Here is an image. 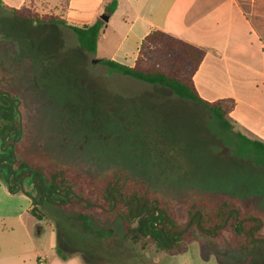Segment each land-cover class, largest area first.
<instances>
[{"label":"rangeland","instance_id":"obj_1","mask_svg":"<svg viewBox=\"0 0 264 264\" xmlns=\"http://www.w3.org/2000/svg\"><path fill=\"white\" fill-rule=\"evenodd\" d=\"M234 1L261 47L251 81L264 115V0ZM10 14L0 9V90L17 104L8 123L1 107L9 102L0 96V161L15 156L13 170L25 176V192L36 184L30 169L64 172L71 190L102 186L122 171L144 181L160 202L172 203L182 221L186 204L204 196L236 198L264 218V166L235 154L233 134L253 136L220 125L205 108L164 88L108 71L69 31ZM245 108L238 103V111ZM27 206L22 192L11 193L0 180V252L25 247L26 229L46 264H264V245L241 251L225 233L216 239L195 231L179 253L134 243L124 238L119 217L86 211L84 218L68 199L65 205L37 200L45 230L38 236Z\"/></svg>","mask_w":264,"mask_h":264},{"label":"trees","instance_id":"obj_2","mask_svg":"<svg viewBox=\"0 0 264 264\" xmlns=\"http://www.w3.org/2000/svg\"><path fill=\"white\" fill-rule=\"evenodd\" d=\"M114 8L115 2H112L106 7V11L111 13ZM6 10L32 22L56 24L70 29L78 46L89 53L95 52L99 32L104 23L102 19H97L92 25L74 27L67 26L65 21L57 16L38 18L30 9L6 8ZM204 55V50L199 47L163 32L154 31L142 40L133 66L120 64L113 60L100 59L98 62L111 72L164 88L179 99L200 105L208 110L220 125L231 129L232 125L228 122L227 115L234 109L235 101L232 98L205 101L194 87L193 76ZM2 98L9 102L8 108L1 107L4 110L2 116L9 123L13 115H16L14 109L16 104L8 98ZM8 127H4V135ZM233 135L236 139V156L248 159L254 165L264 166V142L247 138L238 131ZM26 168L30 169V167ZM30 170L32 172L30 181L34 182L35 179H39L40 182L37 183L39 190L42 192L41 183L46 190V196L42 193L39 195L34 183L26 190L27 195L31 194L34 197L30 213L37 220H41V216L35 213L37 200L41 201L42 197H45L43 203L64 202L65 198L57 190L66 188V185L72 184V181L67 180L68 175L62 171L54 170L46 175L45 172L36 168ZM7 175L8 170L0 165V180L6 183ZM7 186L10 192L16 191V185L13 183ZM72 190L76 196L72 195L69 190L64 195L68 203L76 204L83 210L81 214L84 218H88L85 216L89 214L85 213L86 211L93 215L97 213L115 215L124 224V238L134 243L140 240L149 241L159 250L179 253L182 250L181 242L195 237L194 232L196 231L206 236L214 233L216 239H220L225 233L228 243L238 247L241 251L264 245V218L259 217L258 219L252 209L246 205L244 208L239 207L240 200L236 198L194 197L192 202L186 204L184 210L186 219L182 221L172 203L160 202L144 181L130 177L122 171L114 173L112 178L102 186L92 187L91 185L85 190L73 188ZM80 198L96 206L87 204ZM146 199L149 202L157 201L158 205L154 209L146 208ZM136 203L138 206L135 209ZM140 204H143L141 210L139 209ZM153 210L154 213H152ZM188 222V231L182 232ZM58 253L61 254L60 251Z\"/></svg>","mask_w":264,"mask_h":264},{"label":"crops","instance_id":"obj_3","mask_svg":"<svg viewBox=\"0 0 264 264\" xmlns=\"http://www.w3.org/2000/svg\"><path fill=\"white\" fill-rule=\"evenodd\" d=\"M112 2L115 8L108 13L106 7ZM6 8L32 9L39 15L57 16L67 26L74 27L92 25L106 16L96 50L91 54L98 60H113L127 66L134 65L142 40L154 31L201 48L205 55L193 76L198 95L209 102L232 98L236 105L227 115L229 123L254 137L240 132L247 138L264 142V115L256 100L258 85L251 81L261 47L256 44L250 24L234 0H0V9L9 17L11 14ZM50 29L69 31L77 44L70 29L56 24H51ZM241 92L248 96L242 99ZM240 102L246 107L243 111H238ZM22 194L28 199L30 213L33 199ZM34 218V231L43 236V223ZM24 233L25 247L0 252V264H39V260L46 264L45 257L31 243L29 231L25 229Z\"/></svg>","mask_w":264,"mask_h":264},{"label":"water","instance_id":"obj_4","mask_svg":"<svg viewBox=\"0 0 264 264\" xmlns=\"http://www.w3.org/2000/svg\"><path fill=\"white\" fill-rule=\"evenodd\" d=\"M100 19H102L103 21H105L107 18H106V16H101ZM97 61H98V60H97ZM8 97H9V95H8ZM14 101H15V100H14ZM16 135H17V133L15 132L14 136H16ZM13 143H14V142H13ZM13 143H12L11 145H9V147H10L11 150H13V148H14ZM10 163H12V164L15 163V156H14V155H13V157H12ZM1 165H2V166H8V165H3V164H1ZM9 169H10V173L8 174L7 179H6V183H7V184H10V182H9V177H10V174L12 173V171H13V170H12V167H9ZM28 175L30 176V175H31V172H28ZM24 178H25V176H17V177H15V178H13L12 183L16 185V191H15V192L26 193L25 190H24V188H23V180H24ZM17 180H18V182H17ZM38 181L40 182L39 179H36V183H37ZM41 186H42V188L44 189V186L42 185V183H41ZM8 189H9V186H8ZM65 190H69V192H70L71 194H74V196H76L75 193L72 192L70 186H68V187H66V188H63V189L59 190V193H62V192L65 191ZM28 196H29L30 198L34 199V197H33L31 194H28ZM80 200H81V201H84V202L87 203V204L93 205V204L89 203L88 201H85V200H83V199H81V198H80ZM148 201H149V200L146 199V200H145V203L147 204ZM43 202H44V198L42 197L40 203H43ZM66 203H67V199H65V201H64L63 203H62V202H60V203L57 202L56 204H57V205H65ZM151 205H152V208L154 209V207L157 206L158 203H157L156 201H151ZM93 206H95V205H93ZM137 206H138V203H136V207H135V209L137 208ZM140 207H142V205H141ZM152 213H154V210L152 211ZM236 218H237V215H236ZM260 224H261V223H260ZM188 225H189V222H188V224L186 225L185 229H184L182 232H185V230L188 228ZM222 227H223V226H222Z\"/></svg>","mask_w":264,"mask_h":264},{"label":"flooded vegetation","instance_id":"obj_5","mask_svg":"<svg viewBox=\"0 0 264 264\" xmlns=\"http://www.w3.org/2000/svg\"><path fill=\"white\" fill-rule=\"evenodd\" d=\"M34 25H35V23H34ZM1 72H3V73H5V74H8L9 72H10V70H8V69H1ZM8 93H7V91L6 90H0V96L1 97H5V98H8L12 103H15V104H17V101L15 100V99H12L11 97H10V95H9V97H8ZM15 100V101H14ZM4 108V107H3ZM9 129V128H8ZM16 132V131H15ZM15 132H12V134L14 135L15 134ZM17 133V132H16ZM12 144V143H11ZM10 144V145H11ZM10 148V147H9ZM11 159L12 158H5V159H1V161H0V165L1 164H3V165H8V166H3V168H5V169H7L8 170V174L10 173V169H9V167H12V170L14 169V163L12 164V163H10V161H11ZM17 174L16 173H14V170L12 171V173L10 174V177H9V182L10 183H12V180H13V178H15V177H17L16 176ZM8 176V175H7ZM25 180V179H24ZM24 180H23V182H24ZM17 182H18V180H17ZM38 183V182H37ZM37 183L35 184L36 185V187H37V190H38V193H39V195L42 193V194H44L45 196H46V190H45V188L43 189L42 188V192L39 190V185H37ZM15 185V184H14ZM34 190V189H33ZM59 190H61V189H58L57 191H58V193H59ZM68 190H65V191H63L62 193H59V194H61L64 198H66V196L64 195V193L65 192H67ZM44 198V201H45V197H43ZM54 203H57V201H54ZM58 203H60V202H58ZM63 203V202H62ZM146 204V203H145ZM142 205V207H143V204H140V206ZM139 206V207H140ZM142 207H140L139 209L141 210L142 209ZM149 207H151L152 208V205H151V202H149L148 201V203L146 204V208H149ZM153 209V208H152Z\"/></svg>","mask_w":264,"mask_h":264},{"label":"built area","instance_id":"obj_6","mask_svg":"<svg viewBox=\"0 0 264 264\" xmlns=\"http://www.w3.org/2000/svg\"><path fill=\"white\" fill-rule=\"evenodd\" d=\"M39 264H45L44 260H39Z\"/></svg>","mask_w":264,"mask_h":264}]
</instances>
